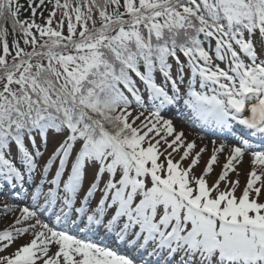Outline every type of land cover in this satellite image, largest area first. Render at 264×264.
Segmentation results:
<instances>
[{"label":"rangeland","instance_id":"obj_1","mask_svg":"<svg viewBox=\"0 0 264 264\" xmlns=\"http://www.w3.org/2000/svg\"><path fill=\"white\" fill-rule=\"evenodd\" d=\"M174 1L140 0L154 7ZM203 1L213 9L222 6L231 20L246 15L245 0ZM134 2L126 1L119 23L107 20L104 36L112 22L122 39L149 37L143 19L153 12L133 9ZM57 3L41 38L27 37L25 44L37 55L40 46L69 49L74 40L66 60L79 78L81 69L88 72L96 64L93 45L79 36L103 15L92 1L83 3L81 16L63 0ZM263 26L253 41L225 39L218 57L209 54V70L199 84L176 70L174 77L166 74L158 94L143 88L135 99L129 90L119 110L136 133L131 147L147 151L142 162L135 157L133 167H126L118 150L104 149L112 146L110 139L98 148L89 144L85 152L86 141L72 135L73 127L67 134H34L22 148L6 147L0 156V264H155L156 257L161 264H264V230L253 235L254 228L249 233L227 228L237 210L255 214L253 227L264 215ZM247 115L260 123L243 122ZM179 187L183 194H172ZM189 199L225 213H207L216 223H204L191 208L178 206L187 207ZM51 209L54 216L47 217ZM65 220L67 230L59 226ZM97 226L106 230L102 238L111 234L115 243H103L101 235L86 239V229ZM141 251L146 259L137 257Z\"/></svg>","mask_w":264,"mask_h":264},{"label":"trees","instance_id":"obj_2","mask_svg":"<svg viewBox=\"0 0 264 264\" xmlns=\"http://www.w3.org/2000/svg\"><path fill=\"white\" fill-rule=\"evenodd\" d=\"M63 1L80 10L78 16L83 14V3L92 1L104 17L79 36L80 42L93 45L89 50L96 61L88 72L81 69L79 78L74 77L71 62L66 60L74 40L69 49L40 46L37 49L43 52L37 55L25 44L27 37L41 38L38 33L49 23L58 0H0V156L6 147L22 143L29 132L53 128L66 133V128L74 126L76 133H82L96 148L110 139L112 146L104 149L120 151L130 165L135 157L142 162L147 151L131 147L136 133L119 110L126 89L143 87L142 78L147 74H162V69L168 71L180 64L189 74L199 75L212 47V53L221 49L223 39L239 44L243 36L253 41L264 24L260 0H245L246 15L237 20L225 16L222 6L213 9L203 0H175L162 7L147 6L140 0ZM126 1H135L131 7L137 11L153 12L143 19L150 30L145 40L120 38L119 25L112 22L108 35H103L104 24L119 23L116 20L122 17ZM81 19L87 21L86 16ZM147 87L156 93L154 84ZM169 181L166 176L167 185ZM171 189L175 195L183 194L180 187ZM209 208L202 206L212 214ZM242 217L252 219L254 213L237 210L235 222L244 223Z\"/></svg>","mask_w":264,"mask_h":264},{"label":"bare ground","instance_id":"obj_3","mask_svg":"<svg viewBox=\"0 0 264 264\" xmlns=\"http://www.w3.org/2000/svg\"><path fill=\"white\" fill-rule=\"evenodd\" d=\"M57 213H59L58 211H56Z\"/></svg>","mask_w":264,"mask_h":264}]
</instances>
